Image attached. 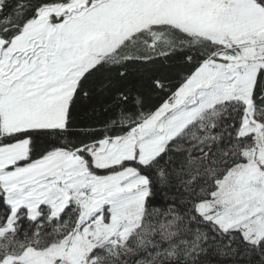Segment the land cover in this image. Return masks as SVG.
<instances>
[{"label":"snow or ice","instance_id":"6c2138e0","mask_svg":"<svg viewBox=\"0 0 264 264\" xmlns=\"http://www.w3.org/2000/svg\"><path fill=\"white\" fill-rule=\"evenodd\" d=\"M241 260L264 264V0H0V264Z\"/></svg>","mask_w":264,"mask_h":264},{"label":"trees","instance_id":"16d2710c","mask_svg":"<svg viewBox=\"0 0 264 264\" xmlns=\"http://www.w3.org/2000/svg\"><path fill=\"white\" fill-rule=\"evenodd\" d=\"M74 117L76 118V120L79 122V121H83L85 119L88 118V110L85 108V106L81 105L77 108V110L74 112ZM169 194L172 195V194H175L177 196H179L181 199L185 197L186 193H184L183 189H179V190H176V189H172L169 191ZM154 199L156 200L157 204L160 206V207H163L164 206V201L161 199L160 197V194L159 192L157 193V196L154 197ZM26 227V225H25ZM136 258H139V257H136ZM239 264H246V261L244 260H241L239 261Z\"/></svg>","mask_w":264,"mask_h":264}]
</instances>
